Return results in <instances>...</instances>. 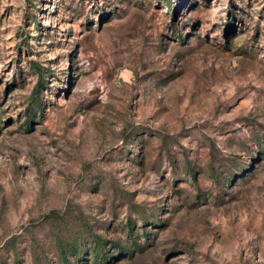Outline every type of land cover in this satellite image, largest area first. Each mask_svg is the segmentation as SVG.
Segmentation results:
<instances>
[{
	"label": "rangeland",
	"instance_id": "rangeland-1",
	"mask_svg": "<svg viewBox=\"0 0 264 264\" xmlns=\"http://www.w3.org/2000/svg\"><path fill=\"white\" fill-rule=\"evenodd\" d=\"M0 264H264V0H0Z\"/></svg>",
	"mask_w": 264,
	"mask_h": 264
}]
</instances>
